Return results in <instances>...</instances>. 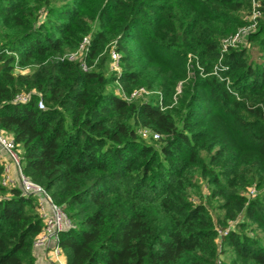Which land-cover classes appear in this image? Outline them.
Segmentation results:
<instances>
[{
    "label": "trees",
    "instance_id": "16d2710c",
    "mask_svg": "<svg viewBox=\"0 0 264 264\" xmlns=\"http://www.w3.org/2000/svg\"><path fill=\"white\" fill-rule=\"evenodd\" d=\"M250 10L251 0H0V130L73 225L59 236L65 264H264V0L255 30L222 46ZM85 36L87 72L63 59ZM138 88L161 97L116 93ZM19 93L29 101L14 104ZM41 228L37 199L0 185V264H35Z\"/></svg>",
    "mask_w": 264,
    "mask_h": 264
},
{
    "label": "built area",
    "instance_id": "2783aa9c",
    "mask_svg": "<svg viewBox=\"0 0 264 264\" xmlns=\"http://www.w3.org/2000/svg\"><path fill=\"white\" fill-rule=\"evenodd\" d=\"M263 0H251V10L245 17L247 25L241 28L232 37L223 40L222 46L224 50L228 47H235L242 43V39L249 32L255 30L258 20L261 18L260 3ZM90 45L89 36L83 37L79 44L78 49L65 55L63 59L67 61H79L82 71L87 72L89 68L83 61L84 56ZM108 68L110 72L114 74L120 73V55L113 48L109 51V63ZM29 71L16 70V73L26 74ZM116 93L125 101L139 100L145 96L157 94L160 99L158 92H149L144 88L134 89L129 95H125L116 90ZM30 99L29 94L19 93L14 99V104H24ZM38 109H43L41 101L37 102ZM139 135L142 139H159L158 134L151 133L148 130H141ZM0 154H3L5 160L0 159V164L3 166V174L0 179L1 187L5 189L18 188L25 196H32L37 199V213L42 221L41 231L35 236L32 242V251H47L49 250L51 259L54 264H65L63 261L64 254L59 245V236L61 233L70 230L73 225L66 215L65 211L61 206L55 205L45 190L38 184L32 182L29 178L23 175L20 167L21 150L18 145L13 141L12 136L0 130ZM244 195L247 200L253 199L257 196V190L254 187L248 188ZM233 223L229 224V227L225 230L216 229L217 241L222 236L228 233Z\"/></svg>",
    "mask_w": 264,
    "mask_h": 264
},
{
    "label": "crops",
    "instance_id": "0c3cea01",
    "mask_svg": "<svg viewBox=\"0 0 264 264\" xmlns=\"http://www.w3.org/2000/svg\"><path fill=\"white\" fill-rule=\"evenodd\" d=\"M0 159L5 160L6 158L4 157L3 154H0ZM33 254V259L35 264H54L49 250L47 251H32ZM63 261L66 263V257H63Z\"/></svg>",
    "mask_w": 264,
    "mask_h": 264
},
{
    "label": "rangeland",
    "instance_id": "374dc122",
    "mask_svg": "<svg viewBox=\"0 0 264 264\" xmlns=\"http://www.w3.org/2000/svg\"><path fill=\"white\" fill-rule=\"evenodd\" d=\"M28 70V69H27ZM29 71V70H28ZM112 89V88H111ZM112 90H114V87H113V89ZM178 93H180V87H179V89H178ZM152 97H157V94H153V95H149V96H145V97H143V98H141V99H139V100H137V101H140V102H147V101H149ZM143 140H145L147 143H149V139H143Z\"/></svg>",
    "mask_w": 264,
    "mask_h": 264
}]
</instances>
